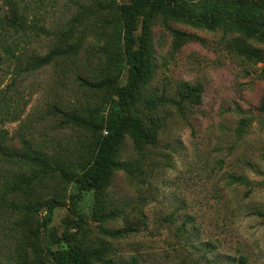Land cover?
Segmentation results:
<instances>
[{
	"label": "rangeland",
	"instance_id": "obj_1",
	"mask_svg": "<svg viewBox=\"0 0 264 264\" xmlns=\"http://www.w3.org/2000/svg\"><path fill=\"white\" fill-rule=\"evenodd\" d=\"M9 1L0 0V22L11 16ZM37 1L29 19L44 33L31 31L29 52L78 39L80 48L17 77L0 67V264H54L50 253L69 247L104 259L90 264H264V39L223 19L218 0L185 3L219 19L210 27L198 17H139L133 49L146 58L129 115L148 142L125 135L117 160L127 171L76 197L62 171L88 162L85 126L99 124L110 102L92 84L106 74L119 87L128 81L119 14L128 0ZM252 10L264 29V10ZM9 147L57 163L30 181L38 167L8 157Z\"/></svg>",
	"mask_w": 264,
	"mask_h": 264
},
{
	"label": "trees",
	"instance_id": "obj_2",
	"mask_svg": "<svg viewBox=\"0 0 264 264\" xmlns=\"http://www.w3.org/2000/svg\"><path fill=\"white\" fill-rule=\"evenodd\" d=\"M30 0H15L12 3L11 16L5 21L0 22V67L6 66L12 69L14 76L22 73H29L50 64L56 58L75 57L79 53L80 40L66 43L62 48L56 47L43 56H35L29 52L31 44L30 37L32 30L37 29L44 33V30L36 24V18L29 16L33 14V7L29 6ZM43 0H38L36 7H40ZM222 2V13L220 16L225 20L235 22L241 27L242 31L250 37L264 39V29L257 28L252 23L253 10H264V1L257 6L252 0H218ZM10 3V1L8 0ZM186 0H128L119 8L121 16L120 37L123 40V55L128 65V81L124 86L119 87L116 80L109 78V74L95 81L92 87L97 90H104L110 98L107 106V113L102 121L94 123L90 121L85 129L91 134L89 146H91L88 162L76 174H69L62 171V176L69 183L77 185V195L90 191L99 192L103 189L110 176L117 171H127L126 164L117 160V151L126 135L137 146L146 144L147 134L143 126L130 117V100L144 76L145 54L144 50H135L136 43L134 32L138 27L139 17H142L143 24L151 21L155 16L162 14L172 18L186 17L194 19L207 26L215 25L219 22L218 18L208 19L206 14H197L196 10L188 8ZM11 5V4H10ZM113 15V14H111ZM114 16V15H113ZM10 33L12 35H10ZM11 39L10 38H14ZM143 46V36H140ZM6 102L7 96H2ZM2 100H0V103ZM1 109V107H0ZM8 109V108H7ZM63 116L65 123H69V117ZM75 124H84L76 121ZM6 145V144H5ZM1 147V146H0ZM8 157L14 156L22 163L33 164L38 167V171L33 172L28 178L30 181L38 179L48 171V167L53 166V162L46 154L34 152L29 148L17 150L9 147ZM7 150V149H6ZM3 153V150L0 151ZM16 187V188H15ZM14 187L17 193H23L21 184ZM54 203L48 204L46 212L49 214V221ZM95 211V209H94ZM77 224L81 223L79 219ZM66 237V234H63ZM54 264H90L91 261H103L97 253L90 249L80 247L61 248L50 253Z\"/></svg>",
	"mask_w": 264,
	"mask_h": 264
}]
</instances>
